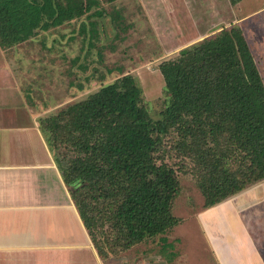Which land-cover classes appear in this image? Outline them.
<instances>
[{"label": "trees", "instance_id": "obj_1", "mask_svg": "<svg viewBox=\"0 0 264 264\" xmlns=\"http://www.w3.org/2000/svg\"><path fill=\"white\" fill-rule=\"evenodd\" d=\"M99 3L0 0V45L102 15ZM110 21L117 32L118 11ZM228 25L159 63L165 99L158 118L150 115L137 78L124 74L40 119L100 257L117 256L181 222L172 211L176 170L158 154L167 135L177 157L191 162L203 209L264 180V80L244 30L233 20ZM87 31L90 48L93 21Z\"/></svg>", "mask_w": 264, "mask_h": 264}, {"label": "crops", "instance_id": "obj_2", "mask_svg": "<svg viewBox=\"0 0 264 264\" xmlns=\"http://www.w3.org/2000/svg\"><path fill=\"white\" fill-rule=\"evenodd\" d=\"M251 1L233 5V21L264 67V6L253 8ZM31 40L0 45V264H144L143 255L135 253L129 261L123 252L102 258L94 247L39 125L59 108L58 90L52 72L39 68L42 48ZM257 184L198 212L210 238L212 264H264V231L258 232L264 223L251 218L241 232L237 220L246 197L264 203V189L256 190ZM250 228L253 234L257 229L258 238ZM177 261L183 264L182 258Z\"/></svg>", "mask_w": 264, "mask_h": 264}, {"label": "rangeland", "instance_id": "obj_3", "mask_svg": "<svg viewBox=\"0 0 264 264\" xmlns=\"http://www.w3.org/2000/svg\"><path fill=\"white\" fill-rule=\"evenodd\" d=\"M99 6L104 11L102 15H93L89 20L82 16L47 31H39L35 40L28 42L42 48L38 50L41 53L38 66L44 73L52 72L59 107L83 99L124 74H132L143 89L150 115L158 118L165 99L159 63L176 57L180 49L229 26L236 15H233L229 0H100ZM251 6L256 9L264 6V0L251 1ZM115 11L119 13L117 32L110 21V14ZM89 21H93L97 29L90 48L87 43ZM83 24L86 28L81 32ZM109 69L112 71L108 72ZM173 139L170 135L165 136L158 154L176 170L179 190L172 211L181 223L164 234L135 244L136 247L133 245L126 253L124 251L125 261L136 256L135 253L144 256V264H162L169 259L173 262L170 264H182L180 260L174 262L179 257L183 264H212L214 260L206 224L198 217V212L203 209V197L191 162L177 157ZM258 183L256 190L259 186V192H263L264 180ZM253 199L246 197L245 203L237 207L241 232L251 218H257L259 224L264 223L263 200L258 204ZM252 230L249 231L253 237L258 238L257 229L254 234ZM229 231L240 238L243 234ZM263 231L259 229L258 232L262 234Z\"/></svg>", "mask_w": 264, "mask_h": 264}]
</instances>
